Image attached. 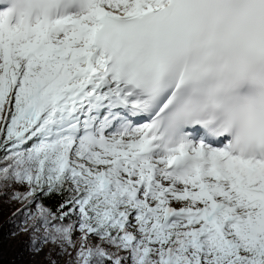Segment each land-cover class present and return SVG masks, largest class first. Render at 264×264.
<instances>
[{"label":"snow or ice","instance_id":"1","mask_svg":"<svg viewBox=\"0 0 264 264\" xmlns=\"http://www.w3.org/2000/svg\"><path fill=\"white\" fill-rule=\"evenodd\" d=\"M0 196L66 264H264V0H0Z\"/></svg>","mask_w":264,"mask_h":264},{"label":"rangeland","instance_id":"2","mask_svg":"<svg viewBox=\"0 0 264 264\" xmlns=\"http://www.w3.org/2000/svg\"><path fill=\"white\" fill-rule=\"evenodd\" d=\"M7 197L0 196V262L3 264H66L67 254L58 255V249L51 242H38L32 245L33 236L43 235V228L33 232L32 225L36 223L35 206L23 208L20 202L7 203ZM13 225H18L14 232L9 231ZM33 247L37 250H33Z\"/></svg>","mask_w":264,"mask_h":264},{"label":"trees","instance_id":"3","mask_svg":"<svg viewBox=\"0 0 264 264\" xmlns=\"http://www.w3.org/2000/svg\"><path fill=\"white\" fill-rule=\"evenodd\" d=\"M7 200V203H15L16 201H10L8 198L6 199ZM18 229V225H13V226H11L10 228H9V231H12V232H14V231H16ZM0 264H3V263H1L0 262Z\"/></svg>","mask_w":264,"mask_h":264}]
</instances>
